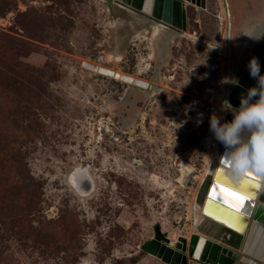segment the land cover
<instances>
[{
	"label": "rangeland",
	"instance_id": "1",
	"mask_svg": "<svg viewBox=\"0 0 264 264\" xmlns=\"http://www.w3.org/2000/svg\"><path fill=\"white\" fill-rule=\"evenodd\" d=\"M225 3L186 0L180 33L118 0H0V264H168L141 246L198 234L209 119L236 72L217 53ZM233 3L230 42L262 17Z\"/></svg>",
	"mask_w": 264,
	"mask_h": 264
},
{
	"label": "water",
	"instance_id": "2",
	"mask_svg": "<svg viewBox=\"0 0 264 264\" xmlns=\"http://www.w3.org/2000/svg\"><path fill=\"white\" fill-rule=\"evenodd\" d=\"M125 7H128L130 10L138 13L148 19L153 21H158L164 23L166 27L175 30L177 32H182L186 29V10H185V2L186 0H119ZM261 37L260 39H256L254 44L251 46L250 51L245 59V62L242 66V69L239 73H237L234 77L239 79V85H231L229 92L227 94V100L234 106L238 107L240 104V97L246 94L247 87L244 84V78L249 75V71L247 68L248 61L253 57H257L261 50H264V27L261 29L257 38ZM260 61V60H259ZM261 64V72L264 73V63L260 61ZM232 114L229 113L226 116L225 120L231 121ZM221 144V143H220ZM223 145V144H221ZM227 150L224 149L222 153V157L226 155ZM221 161L224 163V161ZM225 165V164H224ZM220 168L216 171L213 178L220 179L217 172ZM228 175V174H227ZM255 175V174H254ZM252 177H244L243 180H250ZM212 176L209 175L206 177L198 186L196 192V200L199 204L204 203L203 209L209 207L208 205L213 202H219L225 206L226 208H221V211H233L229 209L224 203L221 198L217 200H212L211 193L214 187L219 185L215 180L211 183ZM230 180L233 179L230 177ZM222 181V180H221ZM250 182V181H248ZM253 182V181H252ZM238 183H240L238 181ZM232 186L231 183H228L233 191H242L243 185ZM251 184V183H250ZM220 186H225L221 184ZM230 188V187H228ZM237 189V190H235ZM238 192V191H237ZM249 196H256L257 203L255 209H258L259 204L264 205V186L261 190L259 188H252L247 192ZM210 200V203H209ZM253 197H251L250 206L254 205ZM213 205V204H211ZM248 206V203H246ZM245 205V207H246ZM215 209V206L211 207ZM244 214L242 215L239 225L245 226L249 222V215L247 212L242 210ZM209 212V211H206ZM228 217V216H227ZM228 225V224H226ZM222 228V233L220 234V240H212V239H203L198 234H192L188 243L185 237L180 236L176 245L171 247L166 243L161 242L158 239L152 238L146 241L141 248L152 255L160 258L163 262L168 264H235V260L237 258V251L243 249V234L242 232H238L233 230L229 225ZM255 264L260 261L256 258H249Z\"/></svg>",
	"mask_w": 264,
	"mask_h": 264
},
{
	"label": "bare ground",
	"instance_id": "3",
	"mask_svg": "<svg viewBox=\"0 0 264 264\" xmlns=\"http://www.w3.org/2000/svg\"><path fill=\"white\" fill-rule=\"evenodd\" d=\"M119 1V0H118ZM128 8V7H126ZM129 9V8H128ZM155 23L162 25L164 27L165 24L158 22V21H154ZM264 27V16H262L261 18H259L258 20H251L249 22H247L246 24H244L241 27V34L238 36H235L232 41L230 42L229 45V51L231 54V57H233L232 59V65L229 67V72L228 74L235 72V74L232 76L234 77L237 73L240 72V70L242 69V66L245 62V59L250 51L251 46L254 44V42L256 41V39L253 38H257L261 29ZM154 28V27H153ZM157 29L154 28V31H156ZM153 31V30H152ZM156 33V32H155ZM153 33V34H155ZM180 33H183L180 32ZM252 37V38H251ZM259 60L264 63V50H261V52L258 55ZM89 69L92 71H96L102 75H106V76H110L112 75L111 70L107 69L103 66H89ZM244 84L247 88H250L252 86L256 85V80L251 78L250 75H247L244 78ZM128 82H134L136 85L145 87V83L142 82L139 79H136V81L134 79H128ZM205 92H211L212 89H208L206 88L204 90ZM196 100L199 99H195L194 102ZM193 102V103H194ZM200 102V100H199ZM201 104V103H200ZM185 104L182 105V108L180 109V113H184V116L186 117L187 114V108L184 106ZM201 112L205 113L204 116L199 114V117H194L192 121V123H194L195 125H202L207 121L208 118V112L207 110L204 109V106L201 104ZM216 112H219L220 114H217L219 116L222 117V122L223 120L226 119V116L230 113V112H222L217 111V110H213L212 114ZM202 116V117H201ZM187 118V117H186ZM226 149L224 145H221L219 141H217L215 139V143L213 146L212 151L210 152V156L209 159L207 161V164L204 168V173L201 176L200 182L203 181L206 177H208L209 175L212 176L211 179V183H213L215 180L217 181V184L220 183L224 184L225 186H228L230 188L231 187L228 183H231L232 186H236L238 181H234V180H230V176L227 175L226 172V167L224 165V163L221 161V157H222V153L223 150ZM218 168H220V172H217L219 177H221L220 179H216L213 178L216 171L218 170ZM188 172L191 170L189 169L188 171L185 170L183 167L181 168V173ZM254 175V173H253ZM255 176H257L255 174ZM251 177V176H249ZM259 177V176H257ZM195 178V177H194ZM250 182L245 183V180L241 179L239 180L240 183H238V186L243 185V193L237 189L238 192H240L241 194H248L247 192H249V190H251L252 188H255L253 186L252 179L250 178V180H248ZM179 182L183 185L184 183H182L181 178L179 179ZM261 185V187L259 188V190H261L264 186V179H260L258 181ZM251 183V184H250ZM223 187V186H222ZM234 189V188H233ZM253 196V200H254V205L250 206L248 203V206L246 205L244 211L247 212V214L249 215V222L247 223V225L245 226V224L243 226L239 225L241 218H243L242 215H237L235 213V210L233 211H221V208H226L225 206H223L220 201L219 202H213L210 203L209 200V207L204 208V203L202 204H197L195 202V206L192 207V210L194 212V218H193V222H192V226L194 229H196V231L198 232V235L200 237H202L203 239H206V237H210L211 239L214 240H220V234L222 233V228L224 227L223 225L228 224L233 230L238 231V232H242L243 234V249L241 251H243L244 253H246L248 256H250V258H256L259 259L261 262L264 263V205H260L258 206V209L256 210V203H257V198L256 196L254 197V194H252ZM213 204V205H211ZM227 207L228 205L225 204ZM215 206V209H212L211 207ZM229 208V207H228ZM209 211V212H206ZM207 213V214H206ZM228 216V217H227ZM244 219V218H243ZM226 225V226H228ZM209 239V238H208ZM244 264H255L253 261H251L249 258L244 259ZM83 263V262H82Z\"/></svg>",
	"mask_w": 264,
	"mask_h": 264
},
{
	"label": "clouds",
	"instance_id": "4",
	"mask_svg": "<svg viewBox=\"0 0 264 264\" xmlns=\"http://www.w3.org/2000/svg\"><path fill=\"white\" fill-rule=\"evenodd\" d=\"M247 68L256 85L240 97L238 107L227 99L220 105L222 112L232 114V120L222 122V117L215 113L209 119V130L227 150L222 160L227 174L234 181L243 179L246 173L264 179V73L259 58L255 56L248 61ZM222 82L239 85L237 77H226Z\"/></svg>",
	"mask_w": 264,
	"mask_h": 264
},
{
	"label": "snow or ice",
	"instance_id": "5",
	"mask_svg": "<svg viewBox=\"0 0 264 264\" xmlns=\"http://www.w3.org/2000/svg\"><path fill=\"white\" fill-rule=\"evenodd\" d=\"M252 177L253 186L255 188H260L261 185L258 182L261 178L253 175V173H246L245 177ZM248 181L245 180V183ZM212 200H217L221 198L224 204H227L229 209H234L237 215H243L242 210L245 209L246 203H251V197L248 194H241L240 192L233 191L231 188L222 187L217 185L213 188L211 197ZM207 214V213H206Z\"/></svg>",
	"mask_w": 264,
	"mask_h": 264
},
{
	"label": "crops",
	"instance_id": "6",
	"mask_svg": "<svg viewBox=\"0 0 264 264\" xmlns=\"http://www.w3.org/2000/svg\"><path fill=\"white\" fill-rule=\"evenodd\" d=\"M228 1V0H227ZM230 1V6L231 3H233V0H229ZM252 2H249L247 4L246 1H242V0H236L233 5L235 6V9H233L234 13L238 12L239 16L244 14L245 12L250 13L251 16L256 15V13H259L260 15H264V0H251ZM229 5V3H228ZM230 6H229V10H230ZM263 7V8H262ZM258 14V15H259ZM252 20L255 18H251Z\"/></svg>",
	"mask_w": 264,
	"mask_h": 264
},
{
	"label": "built area",
	"instance_id": "7",
	"mask_svg": "<svg viewBox=\"0 0 264 264\" xmlns=\"http://www.w3.org/2000/svg\"><path fill=\"white\" fill-rule=\"evenodd\" d=\"M225 12L227 13V16L225 17V27H224V33L222 35V40L220 42V45L217 47V53L219 56H223L226 54L227 49H229V44L231 40V20H230V14L228 5L225 3ZM222 24V23H221ZM229 92V89L224 91V99H227V94ZM210 93H214L213 89Z\"/></svg>",
	"mask_w": 264,
	"mask_h": 264
}]
</instances>
